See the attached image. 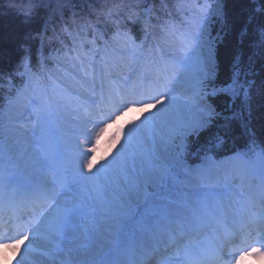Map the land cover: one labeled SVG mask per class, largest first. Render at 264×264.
<instances>
[{
  "label": "trees",
  "instance_id": "1",
  "mask_svg": "<svg viewBox=\"0 0 264 264\" xmlns=\"http://www.w3.org/2000/svg\"><path fill=\"white\" fill-rule=\"evenodd\" d=\"M55 1L67 11L65 18L71 8L78 11L91 8L97 2ZM218 1L220 13L212 22V33L216 41L215 86L224 85L235 73H238L247 85L239 88L233 101H230L228 94H219L212 98L218 113L208 124L199 123L193 126L186 123L183 126L179 137L188 147L206 144L218 137H223L226 144H231L235 141V135L253 134L261 139L264 136V0ZM37 9L32 12L34 17L26 22L9 11L5 0H0V76L2 73H14L12 62L18 55L16 49L26 41L24 37H34L38 29L36 27L40 26L41 18H44L42 16L46 13L38 12ZM28 46L31 47L30 42ZM241 70L244 73H241ZM228 101L231 102L232 108ZM237 101L242 102L241 107L237 108ZM239 129H242L244 134L240 133Z\"/></svg>",
  "mask_w": 264,
  "mask_h": 264
},
{
  "label": "rangeland",
  "instance_id": "2",
  "mask_svg": "<svg viewBox=\"0 0 264 264\" xmlns=\"http://www.w3.org/2000/svg\"><path fill=\"white\" fill-rule=\"evenodd\" d=\"M11 1L12 3L10 4V6L7 5V7L9 11L15 16L20 15L21 12H23V14H26V12L32 13L35 8H38L37 9L38 12L45 11L46 18L48 16V13H49L48 6H50V0H48L47 2H44L42 0H17V1H23V4L21 6L18 5L16 0L15 1L11 0ZM22 7L24 11L22 10ZM67 15H70V14H67ZM47 20L49 22V19ZM195 23H197V19ZM36 28H38L37 29L38 31L40 27L37 26ZM33 36H35V34ZM183 37H187V36L184 35ZM187 44L182 45L183 49H185L188 46ZM177 49L180 50V48L178 47ZM193 55H196V53H194ZM174 64H175L174 67H170V70L172 74H174V76H177V82L174 84L172 94L168 97L162 98L159 103L162 104L161 107L163 110L168 109L170 112L176 111L175 117L169 118L167 116V120H165L163 119L160 110L149 109L145 114H147L148 118H153L156 124V127L154 126V132L152 133V136L148 135L147 137H145L146 131L141 130L140 134L135 137L134 142L131 145L124 144L120 139L115 144L104 145L103 150L105 151L104 152L105 156L102 159L103 161L108 162L114 168L112 172L110 173V175L114 173L115 167L118 164V162L125 160L124 162L125 167H126L125 170H127L130 178L134 179L137 182L139 187L144 186V184L148 183V186H147L148 188L149 186L156 188L157 187L156 174H154V172L148 169V167L143 163V161L141 162L142 160L141 157L143 155L140 154L136 149H138L139 146L147 147V148L153 147L154 151H156L155 152L156 155L157 153L158 155H160V156L157 155L158 158H162L163 160L164 159L166 160L162 137H166L168 134H170V131H173L178 126H184L186 123L198 125L199 123L203 124V122H205L204 115L203 113H200V110H199V108H203V109L207 108L206 106L202 104L203 102L200 101L196 104L194 102L190 103L188 101V98L183 99L181 97L182 94H186L188 96L193 94L192 93L193 90L190 88L189 79L187 80L185 79V77L189 78V77H194V75H197V74H193L191 76L189 75L191 72H194L195 70L192 69L187 75H185L184 73L182 74L177 70V64L175 62ZM175 101L178 103H175ZM132 114L138 115L137 110L132 111ZM244 130H245V127H244ZM156 131L160 133L159 138L155 136V134H157ZM152 138H154L153 141H152ZM120 154H122L121 158H120ZM100 157H102V155ZM118 170L119 168L117 169L115 173L116 178L118 177L117 176ZM108 174L109 172L106 174L102 173V178L107 179ZM102 236L103 234L100 230L94 233V238L95 240L97 239L99 243L101 242ZM98 246L99 244L94 243V246L92 245L89 250L84 251V250H80L77 247H74L73 245H69L66 251V256L69 259H71L72 263L74 264L82 263V262H85L84 260L87 259L90 255H92L97 250ZM48 264H52V263L48 262Z\"/></svg>",
  "mask_w": 264,
  "mask_h": 264
},
{
  "label": "bare ground",
  "instance_id": "3",
  "mask_svg": "<svg viewBox=\"0 0 264 264\" xmlns=\"http://www.w3.org/2000/svg\"><path fill=\"white\" fill-rule=\"evenodd\" d=\"M6 4L10 6V4L12 3L11 0H5ZM15 1V0H14ZM101 0H98L97 3L99 4ZM173 1V0H170ZM19 6H21L23 4V1H17ZM25 2V1H24ZM105 5L103 6L102 9V15H110L113 12H115L119 17L121 16H128L131 10V7L133 5L138 6L139 5V1H132V0H124V1H115V0H106L104 1ZM185 1H177L175 0L173 3L174 5H176L177 7L183 8L182 4H184ZM16 3V4H17ZM60 8V9H59ZM143 9V7H142ZM20 10V9H19ZM22 10L24 11L23 7ZM21 10V11H22ZM181 11H183L182 9H180ZM63 8L61 7V5L59 3H57L55 0H51L50 1V6H49V13L47 18L51 21L48 22L47 18L45 16H42L44 18H41V23H40V28L38 31H36L35 33V37H24V39L26 41L23 42V44H21L19 46L17 50L18 55L16 56V58L13 60L14 62H12V69L15 68L16 66L21 65L22 63L25 62V57L24 55L27 57V55L29 53H31L32 51L38 52V51H42L44 50L45 47H48L49 44H51V41L49 42V39L51 38L50 33H48L46 36H42L41 37V30H42V25L44 24V22H48V24H50V26L52 27V29L54 28V21H62L66 20L65 15H63ZM21 15V16H20ZM19 16L23 21H29L30 18L34 17L33 13L29 12L24 15L23 12L20 13ZM186 15H182L177 16V14H173L170 16H167L163 19H167V21H173L174 24H179L180 21H182V19H185ZM113 17V15H111L107 20H111ZM47 24V25H48ZM46 25V26H47ZM46 26L44 28H46ZM109 26L107 24H103L102 25V33H104L105 31L109 30ZM31 44V47L28 46L29 42ZM38 58V57H37ZM241 73H244L242 70L240 71ZM240 79H243L242 77H240ZM1 94V92H0ZM255 98V97H253ZM175 103H178L175 101ZM156 104V103H155ZM235 105L238 107H241L242 102L237 101V103H235ZM246 105V104H244ZM162 104L161 103H157L156 106H150L151 109H158L161 111V115L163 117V119L167 120V116L169 118H173L175 117V113L176 111L170 112L168 109L163 110L162 109ZM180 107V105H179ZM246 107V106H244ZM147 107H143L141 108L142 112H145ZM181 109V108H179ZM236 110V108H235ZM179 123V122H178ZM195 123V122H193ZM195 124H193L194 126ZM196 126V125H195ZM244 126V125H243ZM245 127V126H244ZM198 131V130H197ZM39 227H42V224H39ZM43 230H45V227L42 228ZM42 229H39L40 231ZM46 241V237H44V232H41L40 237H38L37 239H33V240H28L27 238L24 240H21L19 243H15L13 246H9V245H3V247H0V264H38L42 259L41 255L36 254L35 252L31 251L32 246H42L41 244H43V242ZM31 242H34L31 243ZM32 245L31 247L28 245ZM258 260V257L256 258Z\"/></svg>",
  "mask_w": 264,
  "mask_h": 264
}]
</instances>
